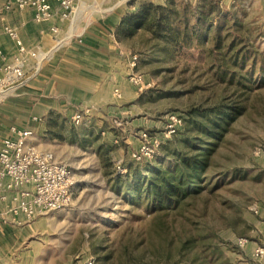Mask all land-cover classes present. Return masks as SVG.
<instances>
[{
  "label": "rangeland",
  "instance_id": "rangeland-1",
  "mask_svg": "<svg viewBox=\"0 0 264 264\" xmlns=\"http://www.w3.org/2000/svg\"><path fill=\"white\" fill-rule=\"evenodd\" d=\"M79 1L72 21H65L62 28V36L72 35V41L59 51L80 39L89 42L87 33L96 21L112 13L115 2ZM136 1L124 0L117 7L125 11L123 15L133 13L141 2ZM183 1L193 6L198 0L173 3ZM209 2L208 9L217 3L221 10L209 13L208 24L212 26L204 23L203 30L214 35L220 27L223 53L231 45H235L234 50L243 48L246 67L221 65L222 59L208 52L211 41L199 45L194 40L178 47L143 29L130 37L115 35L117 57L128 63L137 55L134 70L150 86L138 91L127 80L129 66L120 63L123 98L114 97L115 104L96 107L90 120L88 116L84 119L88 122L78 127L63 115L46 119L47 130L35 143L67 162L78 182L70 206L35 220L43 250L40 257L48 256L41 264H88L90 260L94 264H152V254L158 255V264H261L252 254V246L264 245V0ZM15 12L21 11L8 14ZM6 23L11 22L5 21L2 28ZM43 23L29 19L18 25L27 45H37L34 33L38 29L48 33L41 28ZM193 23V16H189L188 24ZM2 36L1 49L12 54L13 40L3 29ZM43 49L51 48L48 44ZM234 71L238 74L233 77ZM246 71L252 72V91L239 83L240 72L244 75ZM235 104L244 107L242 113L228 123L222 136L208 140L211 145L198 144L208 152V164L194 192L177 204L151 203L143 195L137 196L134 186L138 175L147 181L158 179L160 172L175 168L177 157L201 150L192 144L196 139H184L185 134L194 137L200 133L195 126L186 131L190 111ZM170 113L183 117L182 131L165 140L150 162L136 164V174L119 173V166L132 163L138 132L161 136ZM140 184L145 187L147 182L140 180ZM254 206L258 213L252 210ZM242 237L248 239L244 246L237 243ZM188 239L191 242L180 251Z\"/></svg>",
  "mask_w": 264,
  "mask_h": 264
},
{
  "label": "built area",
  "instance_id": "built-area-1",
  "mask_svg": "<svg viewBox=\"0 0 264 264\" xmlns=\"http://www.w3.org/2000/svg\"><path fill=\"white\" fill-rule=\"evenodd\" d=\"M79 0H0V19L18 9L29 11L32 20L37 23L48 21H72L78 8ZM124 0H115L114 5H120ZM165 1V0H162ZM4 32L13 40L14 51L7 54L0 50V96L15 93L29 79L36 76L44 64L52 57L53 50L69 42L71 35L61 36L58 24L50 27V34L56 45L45 50L38 45H27L20 35L17 24L6 23ZM138 56L132 55L128 62L129 83L138 91L150 86L145 77L136 72ZM114 94L121 97L120 89ZM90 110H78L72 117L74 125H80L88 117ZM184 119L178 113H170L161 136L152 135L149 131L138 132L139 144L131 154V161L125 167H118V172L132 171L136 164L144 163L154 157L159 146L176 135L183 127ZM34 131L29 128L11 126L9 134L0 135V198L4 199L8 192H16L15 203L0 212V221L21 224L51 211L67 208L73 202L77 179L73 168L60 160L52 150L41 149L33 143ZM256 213L257 206L252 207ZM247 238L238 239L237 243L244 246ZM254 257L261 260L264 257V245L254 249ZM88 264H94L90 260Z\"/></svg>",
  "mask_w": 264,
  "mask_h": 264
},
{
  "label": "crops",
  "instance_id": "crops-1",
  "mask_svg": "<svg viewBox=\"0 0 264 264\" xmlns=\"http://www.w3.org/2000/svg\"><path fill=\"white\" fill-rule=\"evenodd\" d=\"M138 1L143 0H137L136 3ZM117 6H113L112 13L105 19L94 23L92 30L86 35L89 42L83 43L80 39L59 51L61 47L71 43V38L59 49L53 50L52 57L42 70L25 85L11 95L0 96V135H8L11 126L29 128L34 131L33 143L36 144L35 139L44 135L47 130L46 119L53 115H63L72 126L78 127L72 122V117L78 110L89 109L90 120L96 107L115 104L114 97L123 98L124 92L119 86L120 72L123 71L120 70V63H125L126 67L128 63L116 55L118 41L115 35L125 11ZM29 19L32 20L29 11L15 12L0 19V45L3 40L1 25L5 21L21 26ZM54 24L59 25L62 36L64 22L56 20L43 23L41 28L48 29V33L41 29L34 33V40L41 48L48 47V44L50 48L56 45L50 34V27ZM4 52L8 54L10 50ZM116 88L120 89L121 97L114 94ZM86 122L88 121L83 120L81 124ZM16 196V192H8L4 199L0 198V212L12 206ZM36 219L37 217L21 224L0 221V264H41V259L48 260V256L40 257L43 250L39 248ZM258 245L260 244L252 246L253 255ZM67 259L69 262L70 255H67ZM261 264H264V257Z\"/></svg>",
  "mask_w": 264,
  "mask_h": 264
},
{
  "label": "trees",
  "instance_id": "trees-1",
  "mask_svg": "<svg viewBox=\"0 0 264 264\" xmlns=\"http://www.w3.org/2000/svg\"><path fill=\"white\" fill-rule=\"evenodd\" d=\"M209 3H211L209 0H198L192 6L184 3V1L179 5L173 3V0H165L159 3L151 0L141 1L137 11L127 13L121 17L116 29V36L118 38L130 37L138 30L143 29L151 32L153 37L171 42L178 47L189 45L194 40L199 45L211 41L213 46L208 49V52L215 56L217 60L222 59L221 65L224 67L236 66L240 69L246 67L248 58L243 48L234 50L232 48L235 45H231L223 53L224 44L222 41L224 38L219 32L220 27L214 35H209L206 29L203 30L204 25L208 24L210 19L209 13L213 9L217 10V12L221 10L217 3H215L213 9H208ZM189 16L194 18V23L191 25L188 24ZM208 25L212 26L210 23ZM228 63H231V65ZM225 71H228V69L225 68ZM231 74L234 77L238 73L234 71ZM240 74L239 83L249 91H252L254 88V81L250 78L252 72L246 71L245 76L241 72ZM243 108L242 105L235 104L190 111L188 118L185 119L186 131L188 132L191 126H195L200 133L194 135V137L185 134L186 137L184 139H196V142H190L194 144L195 148L199 146L198 148L201 150L193 155L177 157L175 168L173 170L167 168L165 171L160 172L161 177L158 179L147 181L144 175H138L134 186L137 196L143 195L151 203L173 201L177 204L179 200L194 192V188L199 184V175L206 171L208 164V152H205L206 149L198 144L206 142L211 145L212 142L208 140H218L228 123L240 115ZM152 159L138 165H145ZM138 165H134L129 174H136ZM119 176L123 177L124 175L119 174ZM140 180L147 182L145 187H142ZM190 242L191 239L184 241L179 250L187 248V244ZM157 256V254H152V264L160 263V259Z\"/></svg>",
  "mask_w": 264,
  "mask_h": 264
},
{
  "label": "bare ground",
  "instance_id": "bare-ground-1",
  "mask_svg": "<svg viewBox=\"0 0 264 264\" xmlns=\"http://www.w3.org/2000/svg\"><path fill=\"white\" fill-rule=\"evenodd\" d=\"M72 36V35H71Z\"/></svg>",
  "mask_w": 264,
  "mask_h": 264
}]
</instances>
